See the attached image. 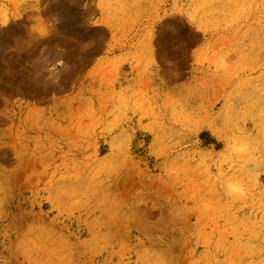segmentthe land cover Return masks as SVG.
Segmentation results:
<instances>
[{
    "label": "rangeland",
    "instance_id": "374dc122",
    "mask_svg": "<svg viewBox=\"0 0 264 264\" xmlns=\"http://www.w3.org/2000/svg\"><path fill=\"white\" fill-rule=\"evenodd\" d=\"M0 264H264V0H0Z\"/></svg>",
    "mask_w": 264,
    "mask_h": 264
},
{
    "label": "clouds",
    "instance_id": "9594fccd",
    "mask_svg": "<svg viewBox=\"0 0 264 264\" xmlns=\"http://www.w3.org/2000/svg\"><path fill=\"white\" fill-rule=\"evenodd\" d=\"M227 193L229 195H233V194H240V195H242L243 194V190H242V188L239 185L234 184V183H229L227 185Z\"/></svg>",
    "mask_w": 264,
    "mask_h": 264
},
{
    "label": "crops",
    "instance_id": "0c3cea01",
    "mask_svg": "<svg viewBox=\"0 0 264 264\" xmlns=\"http://www.w3.org/2000/svg\"><path fill=\"white\" fill-rule=\"evenodd\" d=\"M29 6V5H28Z\"/></svg>",
    "mask_w": 264,
    "mask_h": 264
}]
</instances>
